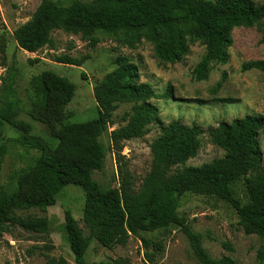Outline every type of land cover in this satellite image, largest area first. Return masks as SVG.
<instances>
[{
  "label": "trees",
  "instance_id": "1",
  "mask_svg": "<svg viewBox=\"0 0 264 264\" xmlns=\"http://www.w3.org/2000/svg\"><path fill=\"white\" fill-rule=\"evenodd\" d=\"M263 24L264 3L253 0H75L67 6L42 0L31 19L14 30L13 37L20 50L37 53L45 47L55 48L56 31L80 36L92 47L100 42L96 34L103 32L131 50L143 42L149 43L164 65L181 62L190 48L199 44L204 55L193 70V77L202 82L209 79L215 66L228 64L233 30L261 28ZM0 52L5 53L4 44L0 45ZM87 59L62 55L56 62L81 67ZM115 64L116 68L94 88L97 117L82 123L70 121L74 114L68 106L77 89L67 78L50 70L33 76L28 82L25 108L15 86L17 69L10 68L0 89V129L3 132L7 124L19 132V137H3V149L5 152V143L17 142L38 151L39 156L19 175L14 190L0 197V224L17 226L27 234L48 236L47 217L22 216L17 212H46L56 205L57 196L66 187L78 186L85 192V230L71 212L65 214V231L76 264H89L86 257L93 240L110 249L126 246L131 237H141L145 257L154 263L155 255L164 251L163 243L141 235L170 228L185 233L198 264H236L229 256L211 257L203 246L202 235L194 232L188 219L180 215V199L191 193L229 202L237 211L244 233L264 241V171L259 143L264 115H247L219 124L210 136L225 154L198 167L186 163L201 149V129L173 121L161 127L160 136L151 144V169L138 191L130 172L122 168L119 188H103L93 179L94 173L105 167L108 148L101 137L109 133L111 149L121 161L123 143L143 138L149 126L159 120V110L151 100L169 97L142 83L138 66L128 57L119 56ZM242 69L264 73V60L245 62ZM82 77L86 79L84 74ZM226 101L231 100H222ZM121 104H132L131 112L123 119L127 124L109 132ZM22 113L45 125L56 145L32 135V125L20 119ZM241 178L249 198L247 204L236 199L232 188ZM225 247L232 251L231 246ZM258 259L264 262V246ZM97 264L130 263L111 260Z\"/></svg>",
  "mask_w": 264,
  "mask_h": 264
},
{
  "label": "rangeland",
  "instance_id": "2",
  "mask_svg": "<svg viewBox=\"0 0 264 264\" xmlns=\"http://www.w3.org/2000/svg\"><path fill=\"white\" fill-rule=\"evenodd\" d=\"M69 5L75 0H53ZM89 2L91 0H78ZM257 4L264 0H253ZM42 0H0V45H5V53L0 52V89L11 67L17 69L16 90L25 108L29 80L43 71L50 70L67 78L76 86V95L68 110L73 112L72 123H82L97 117V103L94 88L116 68L119 56L128 57L138 66L140 80L149 84L160 95L167 98L153 99L159 110V120L149 126V132L140 139L124 142L123 159H118L111 149L109 133L101 137L108 148L105 167L95 172L93 179L103 188H119V168L127 169L133 177L138 191L152 164L150 146L161 134V127L179 121L187 127L197 126L202 131V146L198 155L190 159L186 166L198 167L220 159L225 152L211 141L210 132L223 122L231 123L247 115H264V73L258 70L243 71L245 62L264 60V24L254 28H237L232 32L233 45L229 49V62L213 68L207 81L198 82L193 70L204 55L199 44L192 46L186 57L179 63L164 65L155 57L152 46L141 43L136 49H128L107 33L98 32L100 42L92 47L80 36L56 31L53 34L55 48H42L37 53H28L18 48L13 32L28 22ZM263 29V30H261ZM62 55L74 59H88L81 67L63 65L56 62ZM83 74L86 76L84 79ZM222 100H231L222 102ZM132 110V104H121L113 115V125L109 132L125 126L123 119ZM20 119L31 124L32 135L43 138L52 146L56 145L47 127L32 121L25 113ZM16 139L19 132L5 124L0 129V197L10 193L16 186L19 175L29 169L38 151L22 147L17 142L2 145V138ZM259 143L262 152L261 171H264V130ZM236 199L242 204L249 201L243 178L233 186ZM85 192L78 186L66 187L58 196L57 203L46 212L38 209L18 211L22 216L47 217L50 234L31 235L14 225L0 224V264H76L70 250L65 231V214L71 212L79 226L85 230L83 209ZM180 215L186 217L194 232L203 237V246L214 259L224 256L233 258L236 264H264L258 259V252L264 241L258 236H247L235 208L216 197L191 193L180 199ZM143 238L161 241L164 251L155 255L154 263L148 262L141 237H131L127 245L110 249L92 241L86 260L97 264L111 260H126L130 264H198L185 233L170 228L156 233H143ZM225 245H229V251ZM50 248V249H49ZM65 262V263H63Z\"/></svg>",
  "mask_w": 264,
  "mask_h": 264
}]
</instances>
